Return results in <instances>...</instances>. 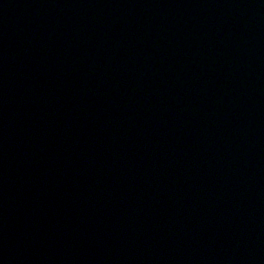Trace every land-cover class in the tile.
I'll return each instance as SVG.
<instances>
[{"label":"water","instance_id":"1","mask_svg":"<svg viewBox=\"0 0 264 264\" xmlns=\"http://www.w3.org/2000/svg\"><path fill=\"white\" fill-rule=\"evenodd\" d=\"M0 264H264V0H0Z\"/></svg>","mask_w":264,"mask_h":264}]
</instances>
